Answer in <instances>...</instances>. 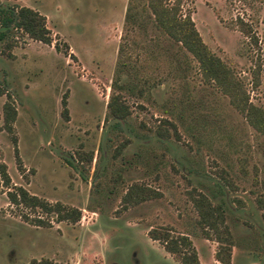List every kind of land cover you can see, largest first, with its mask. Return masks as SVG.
<instances>
[{"label": "rangeland", "instance_id": "374dc122", "mask_svg": "<svg viewBox=\"0 0 264 264\" xmlns=\"http://www.w3.org/2000/svg\"><path fill=\"white\" fill-rule=\"evenodd\" d=\"M1 2L44 15L52 41L17 35L13 57L0 54V89L16 109L21 171L2 127L5 92L0 162L11 185L77 208L80 216L71 223L18 209L0 181V264H179L147 236L159 227L186 234L199 264H220L213 258L216 243L196 223L188 198L196 191L225 208L234 241L229 264H264V206L255 201L264 200V135L203 82L189 53L147 13L125 26L127 0ZM182 10L190 11L201 40L232 70L248 101L264 111V0H183ZM239 20L255 44L240 32ZM114 76L134 93L124 95L130 112L122 120L106 117ZM64 93L66 120L60 115ZM161 118L174 124L168 137L154 132ZM134 182L161 196L124 207L121 196ZM19 211L49 225H33Z\"/></svg>", "mask_w": 264, "mask_h": 264}, {"label": "trees", "instance_id": "16d2710c", "mask_svg": "<svg viewBox=\"0 0 264 264\" xmlns=\"http://www.w3.org/2000/svg\"><path fill=\"white\" fill-rule=\"evenodd\" d=\"M182 3L183 0H127L123 16L124 25L132 27L139 24L140 17L147 13L158 30L173 42L179 44L196 61L203 82L213 85L223 95L227 96L229 104L243 116L247 124L257 133L264 135L263 109L248 101L245 90L232 70L204 44L190 17V11L182 10ZM239 24L240 32L248 36L250 42L255 44L256 39L251 35L249 26L240 20ZM17 35H24L31 40L47 45L52 41L50 31L45 24L44 15L28 6L16 3L3 4L0 0L1 55L7 58L13 57L11 49L16 45ZM54 48L58 50L56 43H54ZM121 50L122 47L119 46V54ZM120 63L121 61L118 59L116 73L121 70ZM142 91L143 87L139 86L135 94L140 96ZM4 92L6 93V100L3 102L1 109L2 127L9 134L16 167L21 171L12 126L16 109L10 95L5 90L0 89V94ZM126 92L127 94H134L131 87L128 86L125 89V86L119 83L117 76H114L110 83V91L106 101L107 118L122 120L129 115L130 109L124 99ZM60 105V115L66 120L65 93L61 96ZM114 124L117 125L118 121H115ZM170 129L174 132V124L165 118H161L160 124L156 125L154 132L157 136L168 137ZM87 161H90L89 156ZM0 181L7 189L5 195L8 203L18 209L41 212L45 216L53 215L55 221L74 223L79 219V209L66 206L58 201L49 202L30 194L22 186L11 185L5 164L2 162H0ZM225 183L228 182L225 181ZM159 196H161L160 191L134 182L127 186L120 202L124 207H127ZM188 198L196 212V223L203 237L216 243L213 251L214 260L220 264H229L234 241L225 223V208L221 202L212 203L206 195L198 191L190 193ZM255 201L257 206H264L263 199L255 198ZM18 215L36 226L49 225L47 219L38 216H33L30 219L22 211H19ZM146 234L150 239L157 241L163 250L179 264H199L196 251L186 234H174L167 227L150 228ZM25 264H49V261L46 259H30Z\"/></svg>", "mask_w": 264, "mask_h": 264}]
</instances>
